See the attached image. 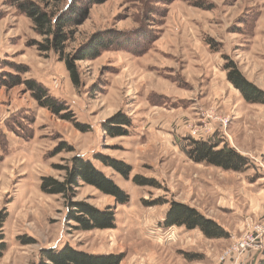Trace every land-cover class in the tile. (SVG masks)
<instances>
[{
    "label": "rangeland",
    "instance_id": "1",
    "mask_svg": "<svg viewBox=\"0 0 264 264\" xmlns=\"http://www.w3.org/2000/svg\"><path fill=\"white\" fill-rule=\"evenodd\" d=\"M109 32L117 44L77 62L75 87L54 53L32 45L42 38L31 21L11 0H0V214L7 245L0 264H37L40 250L64 245L120 254V264H222L221 255L245 233H262L264 243L256 229L264 230V104L246 102L226 70L232 62L264 92V0H107L90 5L65 51ZM17 66L88 131L40 108L23 85L3 86ZM119 113L130 126L126 136L111 137L102 125ZM191 140L232 149L245 165L235 172L195 163L186 154ZM95 154L125 162L129 178L95 161ZM74 155L89 159L128 195L116 205L86 184L76 190L74 201L114 208V229L74 230L64 199L41 192L40 178L61 180V167ZM135 175L159 187L138 186ZM171 202L196 209L229 237L162 226ZM263 258L261 249L244 263Z\"/></svg>",
    "mask_w": 264,
    "mask_h": 264
},
{
    "label": "trees",
    "instance_id": "2",
    "mask_svg": "<svg viewBox=\"0 0 264 264\" xmlns=\"http://www.w3.org/2000/svg\"><path fill=\"white\" fill-rule=\"evenodd\" d=\"M107 0H11L17 12L24 15L32 23V29L42 41H33L40 53L52 52L58 60L64 63L73 86L79 85L77 62L93 60L101 49L117 44L114 32L107 36L92 35L84 44L72 52H66V44L70 40L73 29L88 18L89 7L101 4ZM72 27V28H71ZM227 80L240 91L244 100L252 104H264V92L246 80L232 62L226 64ZM16 74L7 73L3 86L14 87L23 85L30 92L40 108H45L61 120L72 122L80 132H87L88 127L75 121L73 114L63 101L48 94L43 85L34 79H24L20 76L23 70L17 66ZM111 137L126 136L124 128L130 126V121L122 114L108 118L102 125ZM2 134V133H1ZM3 135V134H2ZM6 141V140H5ZM187 156L195 163L221 168L225 171L239 172L245 165L242 156L232 149L222 147L216 149L211 142L191 140ZM93 159L106 168H110L124 179H128L131 168L125 162L109 156L95 154ZM61 180L51 176L40 178V190L47 195H58L64 199L67 214L66 222H73L76 231L111 230L115 228L114 208L107 206L95 208L84 201H74L76 190L81 183L93 187L103 195L113 198L116 205L128 202V195L112 180L99 170L89 159L80 155L70 158L68 164L61 167ZM138 186L158 188L152 179L139 175L132 178ZM5 215L0 214V258L6 251L3 223ZM162 226L184 227L186 230H198L207 239H225L229 233L217 222L199 213L196 209L182 203L171 202L162 222ZM22 244L31 241L19 238ZM123 257L120 254H96L81 251L64 245L59 249H42L37 264H120ZM257 264H264V258Z\"/></svg>",
    "mask_w": 264,
    "mask_h": 264
},
{
    "label": "built area",
    "instance_id": "3",
    "mask_svg": "<svg viewBox=\"0 0 264 264\" xmlns=\"http://www.w3.org/2000/svg\"><path fill=\"white\" fill-rule=\"evenodd\" d=\"M256 229L264 232L260 227H256ZM261 234L256 232L245 233L240 239L234 241L231 247L226 249L219 262L222 264H245L244 259L248 257L249 253L264 249V243L260 239Z\"/></svg>",
    "mask_w": 264,
    "mask_h": 264
}]
</instances>
